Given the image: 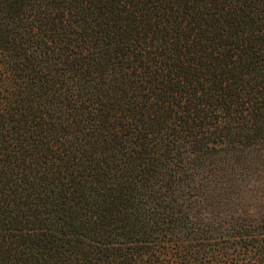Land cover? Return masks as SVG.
I'll use <instances>...</instances> for the list:
<instances>
[{
  "label": "trees",
  "instance_id": "1",
  "mask_svg": "<svg viewBox=\"0 0 264 264\" xmlns=\"http://www.w3.org/2000/svg\"><path fill=\"white\" fill-rule=\"evenodd\" d=\"M0 264H264V0H0Z\"/></svg>",
  "mask_w": 264,
  "mask_h": 264
}]
</instances>
